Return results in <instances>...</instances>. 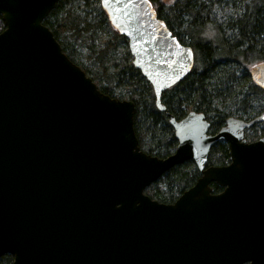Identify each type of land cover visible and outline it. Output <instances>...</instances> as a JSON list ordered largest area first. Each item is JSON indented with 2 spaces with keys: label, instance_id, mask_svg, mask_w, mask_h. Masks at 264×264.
<instances>
[{
  "label": "water",
  "instance_id": "water-1",
  "mask_svg": "<svg viewBox=\"0 0 264 264\" xmlns=\"http://www.w3.org/2000/svg\"><path fill=\"white\" fill-rule=\"evenodd\" d=\"M59 0H0V257L11 264H264V123L229 117L208 134L202 113L169 116L177 145L140 150L134 103L102 93L62 51L43 20ZM127 40L132 64L164 90L192 69V49L149 0H100ZM264 90V62L248 70ZM224 141L229 163L205 168ZM192 161L201 176L173 203L144 190ZM221 189L214 193L211 184Z\"/></svg>",
  "mask_w": 264,
  "mask_h": 264
},
{
  "label": "trees",
  "instance_id": "trees-1",
  "mask_svg": "<svg viewBox=\"0 0 264 264\" xmlns=\"http://www.w3.org/2000/svg\"><path fill=\"white\" fill-rule=\"evenodd\" d=\"M149 1L194 56L191 71L161 94L167 114L157 109L152 86L133 66L127 40L111 26L100 0H59L43 20L64 54L102 93L134 103L133 127L140 150L158 158L175 151L169 116L179 120L190 111L202 113L211 135L229 117L249 121L257 116L264 109V90L252 82L248 70L264 62V0ZM218 8L225 10L220 20L215 17ZM5 28L0 16V32ZM250 130L252 137H264V123ZM228 163V146L219 141L210 149L205 167ZM200 176L194 162L185 161L165 171L144 193L173 203ZM211 187L214 193L221 190L214 183ZM11 263L10 255L0 257V264Z\"/></svg>",
  "mask_w": 264,
  "mask_h": 264
},
{
  "label": "rangeland",
  "instance_id": "rangeland-1",
  "mask_svg": "<svg viewBox=\"0 0 264 264\" xmlns=\"http://www.w3.org/2000/svg\"><path fill=\"white\" fill-rule=\"evenodd\" d=\"M224 12H225V10L224 9H221V8H218V9H216L215 10V14H216V19H218V20H220L221 18H223V16H224ZM83 57H85L86 55H87V53H85V51H83ZM83 61H84V59H83ZM252 132L253 131H248L247 132V141H253L254 139H256V138H258L257 136H256V138L255 137H252ZM245 133V132H244ZM255 135V134H254ZM245 137V136H244ZM257 140V139H256ZM206 165V164H205ZM206 168V167H205Z\"/></svg>",
  "mask_w": 264,
  "mask_h": 264
},
{
  "label": "flooded vegetation",
  "instance_id": "flooded-vegetation-1",
  "mask_svg": "<svg viewBox=\"0 0 264 264\" xmlns=\"http://www.w3.org/2000/svg\"><path fill=\"white\" fill-rule=\"evenodd\" d=\"M249 130H250V129H249ZM246 131H248V130H246ZM246 131H245V132H246ZM222 142H224V141H222ZM211 148H212V147H211ZM211 148H210V149H211ZM209 151H210V150H209ZM220 191H221V190H220ZM220 191H219V192H220ZM179 196H180V195H179ZM179 196H178V197H179Z\"/></svg>",
  "mask_w": 264,
  "mask_h": 264
}]
</instances>
